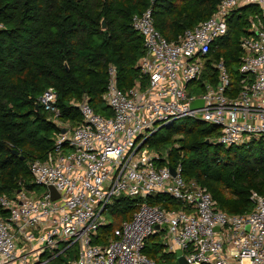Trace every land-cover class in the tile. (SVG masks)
<instances>
[{
  "label": "built area",
  "instance_id": "built-area-1",
  "mask_svg": "<svg viewBox=\"0 0 264 264\" xmlns=\"http://www.w3.org/2000/svg\"><path fill=\"white\" fill-rule=\"evenodd\" d=\"M248 4L255 8L238 41L233 79L222 56L209 59V52L226 32L231 11ZM130 24L142 38L137 66L145 80L122 89L109 64L101 95L109 114L95 111L84 95L72 102L80 121L70 124L59 115L52 86L36 97L65 130L55 133L44 157L28 160L27 169L59 196L50 199L46 187L0 195V264H154L142 247L158 230L164 249H179L188 264H264V194L251 189L249 210L227 212L205 185L184 179L180 162L170 163L144 143L157 127L182 116L216 125L214 141L226 146L264 139V0H218L207 17L170 39L154 26L148 7L133 13ZM196 97L201 105L191 107ZM155 193L180 206L149 203L146 196ZM121 195L138 197L135 209L111 235L94 240L109 204Z\"/></svg>",
  "mask_w": 264,
  "mask_h": 264
},
{
  "label": "trees",
  "instance_id": "trees-1",
  "mask_svg": "<svg viewBox=\"0 0 264 264\" xmlns=\"http://www.w3.org/2000/svg\"><path fill=\"white\" fill-rule=\"evenodd\" d=\"M217 1L0 0V195L10 196L21 185L27 190L40 185L33 181L27 162L44 157L59 130L36 100L45 87L55 89L59 115L70 124L80 121L72 102L84 95L95 111L107 115L110 109L101 95L109 64L114 65L122 89L145 80L137 66L144 51L142 38L130 24L131 15L148 7L154 26L170 39L207 17ZM254 8L248 4L233 9L226 32L209 52V59L222 56L233 79L241 54L238 41L248 33L247 16ZM207 66L203 76L211 68ZM176 119L149 133L145 145L165 148L168 135L179 133L166 155L170 163L180 162L184 179L205 185L227 212L249 210V191L264 194V139L226 146L214 141L216 125L188 116ZM146 200L180 206L164 193L147 195ZM138 201V197H114L107 210L109 220L99 226V237L94 240L111 235L120 220L130 217ZM164 248L163 230H158L145 238L142 252L154 264H177L174 252Z\"/></svg>",
  "mask_w": 264,
  "mask_h": 264
},
{
  "label": "rangeland",
  "instance_id": "rangeland-1",
  "mask_svg": "<svg viewBox=\"0 0 264 264\" xmlns=\"http://www.w3.org/2000/svg\"><path fill=\"white\" fill-rule=\"evenodd\" d=\"M176 121H179L178 119H176ZM177 136H179V133H176V132H172V133H170V135H168V139H169V141H168V145L164 148V147H162V146H156V147H150V146H146L149 150H153V151H156V152H159L160 153V155L161 156H163V157H167V152H166V150L168 149V147H169V145H176V141H174L175 140V138L177 137ZM257 139L258 137H251L250 139ZM249 139V137H248V139L246 138L244 141H241L240 143H238V144H236V145H240V144H242V143H246L247 141H249L250 140ZM21 188L20 189H22L23 191H25V192H27V193H29V194H37V193H41V192H43L44 190H45V186H42V185H37V186H35L34 188H32L31 190H27V189H24L23 188V186L21 185L20 186ZM12 195H15V192L14 191H12L11 193H10V196H12ZM110 204H109V208H110ZM108 208V209H109ZM113 217L114 218H118V215H113ZM107 219L109 220V218H108V212H107ZM68 256H71V252L68 254ZM57 261H63V260H57Z\"/></svg>",
  "mask_w": 264,
  "mask_h": 264
},
{
  "label": "water",
  "instance_id": "water-1",
  "mask_svg": "<svg viewBox=\"0 0 264 264\" xmlns=\"http://www.w3.org/2000/svg\"><path fill=\"white\" fill-rule=\"evenodd\" d=\"M101 25L103 26V22H101ZM200 105H201V99L198 98V97L194 98L190 102V106L191 107H197V106H200ZM59 130L60 131H64L65 127H59ZM11 152L16 154L17 150L15 148H12ZM169 171H170L171 174H174V167L172 165H169ZM45 187L47 189V192H48V195H49L50 199H54V198L59 196L57 190L54 188V186L52 184H47ZM173 252H174L175 261H176L177 264H188L186 262L184 256L181 254L179 249H175ZM143 264H146V263H143Z\"/></svg>",
  "mask_w": 264,
  "mask_h": 264
}]
</instances>
